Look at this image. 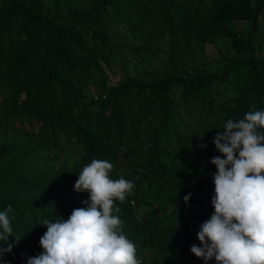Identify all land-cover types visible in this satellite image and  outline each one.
I'll return each instance as SVG.
<instances>
[{
  "label": "trees",
  "instance_id": "obj_1",
  "mask_svg": "<svg viewBox=\"0 0 264 264\" xmlns=\"http://www.w3.org/2000/svg\"><path fill=\"white\" fill-rule=\"evenodd\" d=\"M263 14L264 0H0V211L12 205L22 236L0 264H28L40 223L86 207L70 186L93 159L135 184L114 215L142 264H205L190 247L214 211L213 137L264 110ZM159 40L164 69L110 82ZM219 40L232 49L221 67L182 60ZM197 127L207 147L188 143Z\"/></svg>",
  "mask_w": 264,
  "mask_h": 264
},
{
  "label": "clouds",
  "instance_id": "obj_2",
  "mask_svg": "<svg viewBox=\"0 0 264 264\" xmlns=\"http://www.w3.org/2000/svg\"><path fill=\"white\" fill-rule=\"evenodd\" d=\"M219 128L223 131L212 141L221 154L211 158L217 169L214 211L201 223L200 244H192L190 251L205 264L213 259L216 264H264V110L227 119ZM113 170L111 162L101 159L82 168L74 190L89 194L86 207L73 209L66 220L40 223L47 228L39 240L43 250L28 264H142L135 244L123 234V221L114 215L120 210L114 202H124L135 184L123 176L112 179ZM191 195L183 197L186 204ZM11 212L10 204L0 211V261L12 251L9 237L16 243L22 237L14 232Z\"/></svg>",
  "mask_w": 264,
  "mask_h": 264
},
{
  "label": "rangeland",
  "instance_id": "obj_3",
  "mask_svg": "<svg viewBox=\"0 0 264 264\" xmlns=\"http://www.w3.org/2000/svg\"><path fill=\"white\" fill-rule=\"evenodd\" d=\"M261 29L259 33V40H261L262 45L261 49L264 52V39H262V33L264 31V14L261 16ZM204 55H200L197 51L191 52L187 48H184V51L181 53L182 60H187L191 58L193 63H203L205 60H213L215 63L213 65H209V70H214L216 68L221 67L222 63L218 61L222 55H231L232 49L228 47L227 43L223 40H219L215 43H207L204 46ZM168 40H159L151 47L150 51H147L142 56L137 58L131 57L128 60V63L122 69L119 68L118 72L115 75H110V82L116 83L117 81L124 79L126 76H138L145 77L146 72L152 69H157L161 71L166 66V58L168 56ZM218 88L221 89L220 86ZM230 91H223L219 95L220 99L227 98ZM177 90H174L173 96L177 97ZM202 135L200 133L199 127L195 129H191L190 138L188 143L194 147H198V145L203 144L206 141L208 142L210 138L200 137ZM71 189H74L70 186Z\"/></svg>",
  "mask_w": 264,
  "mask_h": 264
}]
</instances>
